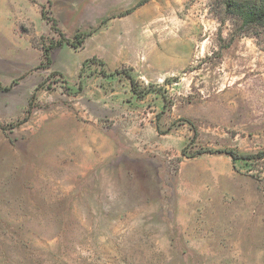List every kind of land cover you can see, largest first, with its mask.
Returning <instances> with one entry per match:
<instances>
[{
    "label": "rangeland",
    "instance_id": "obj_1",
    "mask_svg": "<svg viewBox=\"0 0 264 264\" xmlns=\"http://www.w3.org/2000/svg\"><path fill=\"white\" fill-rule=\"evenodd\" d=\"M29 2L46 21L2 4L31 49L0 82V264H264V24L236 7L250 0ZM134 10L161 27V58L91 55Z\"/></svg>",
    "mask_w": 264,
    "mask_h": 264
},
{
    "label": "crops",
    "instance_id": "obj_2",
    "mask_svg": "<svg viewBox=\"0 0 264 264\" xmlns=\"http://www.w3.org/2000/svg\"><path fill=\"white\" fill-rule=\"evenodd\" d=\"M17 0H0V82L12 78L17 73L18 66L22 65L27 58V49H31L30 43L17 32V21L13 23L6 19V11L2 4ZM27 3L34 15L35 23L40 20L41 12L37 4H32L30 0H18ZM43 1V0H42ZM61 1V0H56ZM72 1V0H62ZM139 10H134L124 18V27L106 28L103 32L97 31L87 40L89 53L100 57L105 64H124L127 66H147L156 63L161 58V27L158 25L145 24L139 19ZM9 14V13H8ZM7 14V15H8ZM104 15V14H101ZM26 16V15H25ZM40 22V21H39ZM149 23V21H147ZM13 33V34H11ZM119 33H121L119 35ZM160 35V36H159ZM17 38L24 41L22 45H17ZM16 39V40H15ZM163 39L167 40L164 36ZM13 40V42L11 41ZM18 43V42H17ZM85 43V46L87 45ZM24 45V46H23ZM22 47V48H21ZM168 55H175L176 46H172V51L168 45H164ZM27 48V49H26ZM23 49L24 51H22ZM167 55V54H166ZM26 62V60H25ZM162 144L161 147H164Z\"/></svg>",
    "mask_w": 264,
    "mask_h": 264
},
{
    "label": "trees",
    "instance_id": "obj_3",
    "mask_svg": "<svg viewBox=\"0 0 264 264\" xmlns=\"http://www.w3.org/2000/svg\"><path fill=\"white\" fill-rule=\"evenodd\" d=\"M49 2V1H48ZM231 4H227V7H229ZM234 4H232L233 6ZM237 13H239V19H241V21L246 24V25H250V26H260L262 24H264V0H250V2L248 4H240L237 5ZM127 13H130V11H128ZM41 17L43 20H47L44 13H43V9L41 10ZM56 26L52 23V29L53 30H57V28H55ZM76 38V37H75ZM83 43L82 40H79L76 44H74L73 42H71V46L73 48H77V45H81ZM58 45H61V43L59 42ZM42 54H43V59H47L48 58V50L47 49H43L42 50ZM130 83H131V88L133 93L135 94V89H134V80L132 78H130ZM0 90L1 91H9L8 88L3 87L0 83ZM229 157H231L233 160L236 159L235 155L232 152H228L227 153ZM182 156H185V152L182 151Z\"/></svg>",
    "mask_w": 264,
    "mask_h": 264
}]
</instances>
